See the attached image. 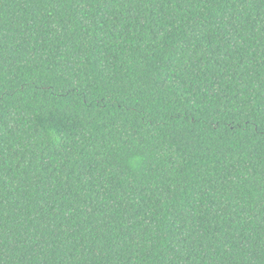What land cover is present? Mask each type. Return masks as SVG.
I'll use <instances>...</instances> for the list:
<instances>
[{"label":"trees","instance_id":"1","mask_svg":"<svg viewBox=\"0 0 264 264\" xmlns=\"http://www.w3.org/2000/svg\"><path fill=\"white\" fill-rule=\"evenodd\" d=\"M0 264H264V0H0Z\"/></svg>","mask_w":264,"mask_h":264}]
</instances>
